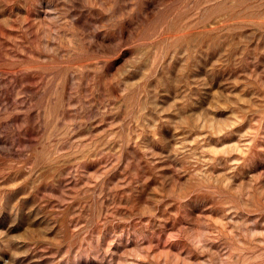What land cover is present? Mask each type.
<instances>
[{
  "label": "rangeland",
  "instance_id": "1",
  "mask_svg": "<svg viewBox=\"0 0 264 264\" xmlns=\"http://www.w3.org/2000/svg\"><path fill=\"white\" fill-rule=\"evenodd\" d=\"M0 264H264V0H0Z\"/></svg>",
  "mask_w": 264,
  "mask_h": 264
}]
</instances>
